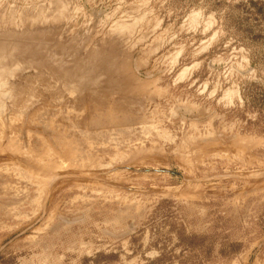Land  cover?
Instances as JSON below:
<instances>
[{"label": "rangeland", "instance_id": "1", "mask_svg": "<svg viewBox=\"0 0 264 264\" xmlns=\"http://www.w3.org/2000/svg\"><path fill=\"white\" fill-rule=\"evenodd\" d=\"M264 0H0V264H264Z\"/></svg>", "mask_w": 264, "mask_h": 264}, {"label": "water", "instance_id": "2", "mask_svg": "<svg viewBox=\"0 0 264 264\" xmlns=\"http://www.w3.org/2000/svg\"><path fill=\"white\" fill-rule=\"evenodd\" d=\"M230 178L261 179V178H264V172L263 173L252 174V175H249V176H246V177H240V176H219V177L205 178V179H203L201 181H212V180L230 179ZM1 250H0V252H1Z\"/></svg>", "mask_w": 264, "mask_h": 264}]
</instances>
